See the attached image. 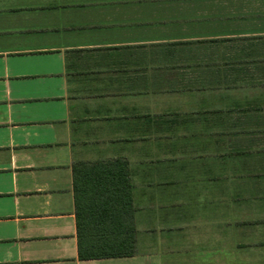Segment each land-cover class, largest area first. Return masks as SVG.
Listing matches in <instances>:
<instances>
[{"label":"crops","instance_id":"crops-1","mask_svg":"<svg viewBox=\"0 0 264 264\" xmlns=\"http://www.w3.org/2000/svg\"><path fill=\"white\" fill-rule=\"evenodd\" d=\"M263 32L249 0H0V264H264V134L239 133L261 124L232 64ZM116 159L134 255L80 261L72 168Z\"/></svg>","mask_w":264,"mask_h":264},{"label":"trees","instance_id":"trees-1","mask_svg":"<svg viewBox=\"0 0 264 264\" xmlns=\"http://www.w3.org/2000/svg\"><path fill=\"white\" fill-rule=\"evenodd\" d=\"M264 33V32H263ZM237 71L254 67L264 71V52L255 37L244 39ZM237 56V55H236ZM248 90L263 92L264 84L245 83ZM236 88V87H234ZM244 109L248 120L259 128L242 129L240 134H264V102L251 99ZM76 239L80 261L129 258L134 255L135 229L131 220V186L128 164L123 159L101 163H77L72 168Z\"/></svg>","mask_w":264,"mask_h":264},{"label":"rangeland","instance_id":"rangeland-1","mask_svg":"<svg viewBox=\"0 0 264 264\" xmlns=\"http://www.w3.org/2000/svg\"><path fill=\"white\" fill-rule=\"evenodd\" d=\"M249 7L251 9H256L259 8L260 11H264V0H249ZM253 37H255V40L252 41V43L255 44H259L260 45V50L262 49L264 52V33L260 34V35H254ZM247 43H249V41H245L243 42L244 45H247ZM233 46L236 48V43L233 44ZM245 83H257V84H264V71H258L256 70V68L254 67H248V74L246 76V79L244 80ZM248 94L250 95V97H252V99L255 97L256 99L264 102V90L263 92L259 91V92H251L248 91Z\"/></svg>","mask_w":264,"mask_h":264}]
</instances>
